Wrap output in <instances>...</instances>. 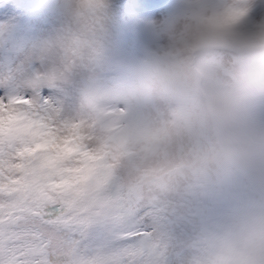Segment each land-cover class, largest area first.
<instances>
[{"label": "clouds", "instance_id": "1", "mask_svg": "<svg viewBox=\"0 0 264 264\" xmlns=\"http://www.w3.org/2000/svg\"><path fill=\"white\" fill-rule=\"evenodd\" d=\"M116 8L38 0L40 24L0 20V110L53 101L87 123L101 151L93 159L115 160L101 173L105 194L127 157L153 196L230 193L193 239L188 264H264V0H174L143 20L136 47ZM7 130L28 142L19 116ZM33 159L53 156L40 149ZM102 221L81 217L80 235ZM51 251L63 264H131L55 234Z\"/></svg>", "mask_w": 264, "mask_h": 264}, {"label": "rangeland", "instance_id": "2", "mask_svg": "<svg viewBox=\"0 0 264 264\" xmlns=\"http://www.w3.org/2000/svg\"><path fill=\"white\" fill-rule=\"evenodd\" d=\"M136 1L139 0H131ZM140 1L137 6L131 3L125 6L120 13V33L130 47L132 43L135 45L131 33L140 24V6L145 4L144 0ZM157 2L160 4H153L141 13L148 18L159 19L170 4L163 6L162 0ZM37 4L38 0H0V20L12 18L25 26L38 25L41 22L37 18ZM0 96H3L2 92ZM7 103V99L2 101L3 105ZM8 111L10 109L0 110V120ZM20 115L25 130L40 133V145L47 152L48 147L54 151L60 145L68 146L85 155L90 166L95 161L93 157L101 154L97 147L98 141L89 125L61 109L53 101L26 105L19 117ZM127 160L128 166L117 181V186L122 185L125 197L117 196L118 210L107 216L110 226H105L106 223L102 222L103 226L97 223L88 229L95 247L98 251L104 249L107 257L125 258L131 264H188L193 239L202 224L219 210L221 201L230 193H222L214 200L207 201L169 195L153 196L144 186L137 170L136 158L127 157ZM97 161L102 166L108 165L104 166L105 176H110V165L115 160ZM98 182L105 192L103 181ZM84 238L85 234L80 235L78 241L83 243ZM89 240L92 242L91 238Z\"/></svg>", "mask_w": 264, "mask_h": 264}, {"label": "snow or ice", "instance_id": "3", "mask_svg": "<svg viewBox=\"0 0 264 264\" xmlns=\"http://www.w3.org/2000/svg\"><path fill=\"white\" fill-rule=\"evenodd\" d=\"M40 149L0 150V264H63L51 251L53 234L69 245L80 237L78 209L59 187L64 166L54 156L34 160Z\"/></svg>", "mask_w": 264, "mask_h": 264}, {"label": "trees", "instance_id": "4", "mask_svg": "<svg viewBox=\"0 0 264 264\" xmlns=\"http://www.w3.org/2000/svg\"><path fill=\"white\" fill-rule=\"evenodd\" d=\"M127 1L128 0H116L117 15L120 13L122 5L124 3H127ZM16 115L17 113H13L10 110L6 112L0 120V150H7L15 145L17 151H19L20 149L31 146L34 143L37 144L39 139H41L40 136H36L35 134H25L24 137L28 142L23 143L20 138H14L13 136L9 135L7 129L12 123L13 116ZM70 148L68 146L63 147L62 145H60L59 147H55L54 151L51 149L49 150L52 156L67 161V163L64 165L63 170L68 179L59 187H61L65 193L71 194V203L78 209L77 214L80 217V223L81 217H85L87 218V220L90 217L92 203L88 199V193L85 188L87 171L85 169L83 160L78 153L72 152ZM86 242L87 237L85 235L83 244L90 250V247L86 245Z\"/></svg>", "mask_w": 264, "mask_h": 264}]
</instances>
